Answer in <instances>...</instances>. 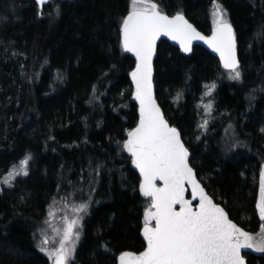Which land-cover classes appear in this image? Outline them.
Instances as JSON below:
<instances>
[{
  "label": "trees",
  "instance_id": "trees-1",
  "mask_svg": "<svg viewBox=\"0 0 264 264\" xmlns=\"http://www.w3.org/2000/svg\"><path fill=\"white\" fill-rule=\"evenodd\" d=\"M152 2L212 31L214 0ZM215 3L236 32L242 79H229L202 47L185 55L163 41L156 95L180 130L199 181L232 220L256 232L264 223L256 212L264 164V0ZM129 4L49 0L41 8L34 0H0V179L32 156L29 175L0 193V264H51L40 251V230L48 236L54 199L90 197L71 264H116L123 252L145 249L141 230L150 201L123 149L139 121L130 81L136 61L123 50L120 32ZM213 82L214 115L204 130L201 104Z\"/></svg>",
  "mask_w": 264,
  "mask_h": 264
},
{
  "label": "snow or ice",
  "instance_id": "snow-or-ice-1",
  "mask_svg": "<svg viewBox=\"0 0 264 264\" xmlns=\"http://www.w3.org/2000/svg\"><path fill=\"white\" fill-rule=\"evenodd\" d=\"M46 2L37 0L41 8ZM212 17V34L206 36L183 13L169 16L152 0H130L127 15L121 21L123 50L133 53L136 58L131 78L135 85L134 98L139 102L138 124L127 132L123 149L130 154L132 163L139 170V191L150 203L143 216L145 249L139 253H122L119 264H246L242 249L264 252V223L255 235L244 230L229 219L224 208L207 194L190 165L189 149L181 132L165 119L154 94L153 57L156 55V42L161 36L177 41L185 53L192 51L193 41H204L219 54L228 78L242 79L236 32L215 0ZM205 87V95L211 97L215 82ZM93 91L95 93V89ZM202 106L206 116L211 117L213 102H202ZM209 122L205 118L199 127L207 130ZM31 160L29 154L19 162V166L13 165L3 183L11 187L17 177L28 176ZM89 202L90 197L89 201L73 209L75 218L63 217V229L56 230L60 237L58 242L50 240L44 230H40L43 236L40 251L49 257L52 264H71L80 238L78 229L82 228L80 214L87 213ZM257 208L260 220L264 222V170L260 173ZM48 217H55L51 205ZM54 242L57 246L50 248L49 244Z\"/></svg>",
  "mask_w": 264,
  "mask_h": 264
},
{
  "label": "water",
  "instance_id": "water-1",
  "mask_svg": "<svg viewBox=\"0 0 264 264\" xmlns=\"http://www.w3.org/2000/svg\"><path fill=\"white\" fill-rule=\"evenodd\" d=\"M34 1H36L37 2V0H34ZM49 0H47V2H48ZM186 19H187V17H185ZM188 20V19H187ZM189 21V20H188ZM190 22V21H189ZM191 24H193L192 22H190ZM193 26L194 27H196L194 24H193ZM234 28V27H233ZM198 30V29H197ZM198 31H200V30H198ZM201 32V31H200ZM202 34H204V35H206V36H211V34H212V31L209 33V34H205V33H203V32H201ZM163 41H167L169 44H171L172 46H174V47H176V48H178L183 54H185V55H191L192 53H193V50H194V48L195 47H197V46H199V47H202V48H204L205 50H207L212 56H214V57H216V58H218V60L220 61V58H219V54L218 53H216V52H214L213 50H212V48H210L209 47V45L208 44H206L204 41H200V40H195V41H193L192 42V51L191 52H187V53H185V52H183V50L181 49V47H180V44L177 42V41H174V40H172L170 37H168V36H161L160 38H159V40H157V42H156V55L153 57V85H154V94H155V97H156V101H157V103L160 105V103H159V101H158V99H157V95H156V88H155V83H154V78H155V61H156V58H157V50H158V46H159V44L161 43V42H163ZM121 42H122V35H121ZM127 55H129V56H131L135 61H136V58H135V55L133 54V53H130V52H125ZM237 57H238V59H239V61H240V57H239V50H238V42H237ZM221 63V62H220ZM221 65H222V63H221ZM240 66H241V62H240ZM222 68H223V65H222ZM135 69V68H134ZM224 69V68H223ZM225 70V69H224ZM227 71V70H226ZM130 81H131V83H132V88H133V94H132V99H133V102L137 105V107H138V114H139V102L138 101H136L135 100V98H134V92H135V85H134V83L132 82V78H131V74H130ZM160 108H161V111L164 113V111H163V109H162V107H161V105H160ZM164 116H165V113H164ZM165 119H167L166 118V116H165ZM168 120V119H167ZM168 122H169V120H168ZM138 124V123H137ZM169 124L171 125V126H173L170 122H169ZM136 127V126H135ZM173 127H175V126H173ZM177 128V127H176ZM178 129V128H177ZM179 130V129H178ZM180 131V130H179ZM181 137H182V135H181ZM183 139V138H182ZM184 141V140H183ZM185 146L187 147V145L185 144ZM189 149V148H188ZM126 152V154L129 156V157H131L130 156V154L127 152V151H125ZM189 153H190V157H189V162H190V165H191V152H190V150H189ZM132 166H133V168H134V170L138 173V175H139V177H140V173H139V170L135 167V165L132 163ZM192 166V165H191ZM193 167V166H192ZM194 169V168H193ZM195 170V169H194ZM262 170H264V164L262 165V167H261V169H260V172H259V180H258V192H257V201H256V212H257V215H258V217H259V210H258V208H257V204H258V202H259V198H260V173H261V171ZM196 172V171H195ZM196 177H197V174H196ZM197 179H198V177H197ZM140 181H141V177H140ZM198 181H199V179H198ZM200 182V181H199ZM201 183V182H200ZM201 185L203 186V184L201 183ZM204 187V186H203ZM204 189H205V191L207 192V194L213 199V201L215 202V203H217L216 201H215V199L208 193V191L206 190V188L204 187ZM141 194V196H142V198L143 199H145V200H149L148 198H146V197H144L143 195H142V193H140ZM187 198H191L190 197V195H187ZM194 203H196V202H194ZM219 206H221L222 208H224L222 205H220L219 203H217ZM224 210H225V208H224ZM225 212L228 214V212L225 210ZM228 217H229V219H231L230 218V216H229V214H228ZM259 219H260V217H259ZM232 220V219H231ZM234 223H236L234 220H232ZM261 221V220H260ZM262 222V221H261ZM237 224V223H236ZM239 227H241L239 224H237ZM241 228H243V227H241ZM244 229V228H243ZM245 230V229H244ZM247 231V230H246ZM260 231V229L258 230V231H256V232H250V233H252V234H257L258 232ZM249 232V231H248ZM141 238L143 239V241H144V243H145V247H146V241L144 240V238H143V228H142V230H141ZM125 252H133V251H125ZM142 252V251H141ZM124 253V252H123ZM135 253H139V252H135ZM121 255V254H120ZM119 255V256H120ZM241 255L244 257V259H245V262H246V264H248V259H247V257H246V255H253V256H255V257H258V258H264V252H258V251H255L254 249H242L241 250ZM116 264H119V257H118V259H117V263Z\"/></svg>",
  "mask_w": 264,
  "mask_h": 264
},
{
  "label": "rangeland",
  "instance_id": "rangeland-1",
  "mask_svg": "<svg viewBox=\"0 0 264 264\" xmlns=\"http://www.w3.org/2000/svg\"><path fill=\"white\" fill-rule=\"evenodd\" d=\"M223 9V8H222ZM214 10V7L212 9V12ZM224 10V9H223ZM225 12V15H226V18L229 20L228 18V15L226 13V11L224 10ZM213 22V17H212V20ZM212 27H213V23H212ZM209 100H211L213 102V111L211 112V117H208L206 116L205 114V109L204 107L202 106L201 104V123L203 122V119L205 118H208L211 122L212 118H213V115H214V109H215V102H214V99H213V94L211 97H208V96H204V99H203V104H207L209 102ZM209 122V123H210ZM205 130V129H204ZM20 162V161H19ZM19 162L16 164V166H19ZM12 170V168L10 169V171ZM9 171V172H10ZM8 172V173H9ZM6 173L1 179H0V189H2L3 187H7V188H10L8 185L4 184L3 183V180L4 178L7 176ZM19 177H24V176H19ZM17 177V178H19ZM16 178V179H17ZM15 182V181H14ZM13 182V183H14ZM1 193V191H0ZM80 203H83V202H80V201H76L74 199H69L68 202H60V203H55L53 206H52V210L55 212V217L54 218H49V223H46V225L49 227L50 229V232L48 233V236H49V239L50 240H53L55 242H58L59 240V234L58 232L56 231L57 229H63L64 227V220H63V217H67L68 219H73L75 218V212L73 211V209L78 206ZM88 211V210H87ZM82 216V220L80 221L81 225H82V228H79L78 230L80 231V238L76 244V250H75V253H74V257H75V254H76V251H77V248L79 246V243L81 241V238H82V235H83V228H84V215L85 213H81L80 214ZM51 243L49 244V247H55L57 246V243ZM73 257V259H74ZM51 261V260H50ZM51 264H52V261H51Z\"/></svg>",
  "mask_w": 264,
  "mask_h": 264
}]
</instances>
